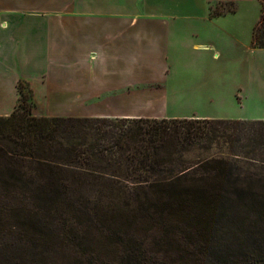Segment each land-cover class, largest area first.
Instances as JSON below:
<instances>
[{"label": "trees", "instance_id": "obj_1", "mask_svg": "<svg viewBox=\"0 0 264 264\" xmlns=\"http://www.w3.org/2000/svg\"><path fill=\"white\" fill-rule=\"evenodd\" d=\"M18 92L0 115V264H264V119L38 116Z\"/></svg>", "mask_w": 264, "mask_h": 264}, {"label": "crops", "instance_id": "obj_2", "mask_svg": "<svg viewBox=\"0 0 264 264\" xmlns=\"http://www.w3.org/2000/svg\"><path fill=\"white\" fill-rule=\"evenodd\" d=\"M229 1L238 7L255 3L258 19L251 17L246 25L241 9L211 15V6ZM261 10L258 0H0V115L15 109L18 83L25 81L38 116L183 118L166 113L184 104L176 93L160 106L142 105L149 115L122 104L137 83L165 70L156 57L147 59L144 41L152 39L160 48L166 35L176 47L188 34L218 40L225 33L255 56L264 52L252 47ZM200 45L207 51L215 47L211 40ZM165 71L169 74L170 66ZM219 95L200 102L215 114L188 118L264 119V92L247 101Z\"/></svg>", "mask_w": 264, "mask_h": 264}, {"label": "rangeland", "instance_id": "obj_3", "mask_svg": "<svg viewBox=\"0 0 264 264\" xmlns=\"http://www.w3.org/2000/svg\"><path fill=\"white\" fill-rule=\"evenodd\" d=\"M263 8L262 2L258 0ZM223 9H241L244 21H251V17L258 19L259 9L255 3L251 2L241 4L224 3ZM244 34V33H241ZM165 39L160 48L152 39L144 41L142 50L145 52L147 59L152 61L154 57L159 63V67L165 70L169 69L170 73L150 77L137 83L136 87H132L122 101L129 106L140 107L143 114L149 115L151 110L144 109L147 104L160 106L168 97L175 93L184 101L180 109L168 108L167 116L188 117L194 114H215L211 107H207L200 103L208 101L209 98L219 99L220 91L225 98L241 99L247 101L252 99V94L264 92V52H257L255 56L244 53L246 50L238 47L231 40L229 35L225 33L215 35L205 34H188L184 42L176 47H172L170 43L171 37ZM211 40L215 46L210 51L204 50L201 43ZM175 52L176 68L171 54ZM169 56V59H167ZM174 56V55H173ZM166 61V62H165ZM176 71V75L171 72ZM149 71H145L147 73ZM175 73V72H174ZM25 94L28 97V104H31V91L25 88ZM201 95V96H200ZM179 99V98H178ZM144 105V106H142ZM197 154L204 155L206 153H191L189 158H194Z\"/></svg>", "mask_w": 264, "mask_h": 264}]
</instances>
